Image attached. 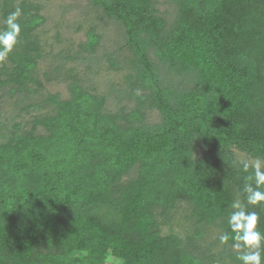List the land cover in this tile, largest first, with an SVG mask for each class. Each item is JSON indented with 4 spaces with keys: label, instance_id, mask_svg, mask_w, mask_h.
<instances>
[{
    "label": "trees",
    "instance_id": "trees-1",
    "mask_svg": "<svg viewBox=\"0 0 264 264\" xmlns=\"http://www.w3.org/2000/svg\"><path fill=\"white\" fill-rule=\"evenodd\" d=\"M86 1L119 26L133 58L128 83L147 93L136 95L134 109L108 114L107 97L67 71L69 99L50 97L55 115L36 120L47 133L6 138L0 264H105L109 255L123 264H240L231 239H218L217 250L200 242L215 223L231 235L237 200L258 213L264 233V204H247L243 193L252 169L244 172L234 152L264 159V0H176L169 27L154 0ZM18 8L21 42L6 59L11 81L30 92L41 19L33 7ZM98 41L90 31L82 47L92 51ZM150 110L157 124L148 123ZM132 172L136 178L123 181ZM179 202L188 203L193 232L161 236L158 221Z\"/></svg>",
    "mask_w": 264,
    "mask_h": 264
},
{
    "label": "rangeland",
    "instance_id": "rangeland-1",
    "mask_svg": "<svg viewBox=\"0 0 264 264\" xmlns=\"http://www.w3.org/2000/svg\"><path fill=\"white\" fill-rule=\"evenodd\" d=\"M154 1L166 26L175 24L178 20L177 1ZM19 3H23L25 9L29 7L31 10L33 7L30 12L41 19L36 30L41 53L34 68L28 73L32 81L25 88H29L30 92L19 90L18 85L11 81L10 75L14 71L7 59L0 63V79L6 82L0 88V145L12 133L21 135L32 132L38 137L47 133L36 120L55 115V105L47 100L50 97H56L58 101L69 99L67 87L70 80L64 75L67 71L73 79H79L88 92L107 97L103 106L108 114L121 109L125 112L134 109L137 105L136 95L147 93L131 89L128 83V76L133 74L131 70L133 58L122 46L119 26L104 19L87 4L86 0H0V30H4L6 26L2 11L8 15L7 10L13 6L16 10ZM90 31L99 37L98 44L92 51H88L85 46L82 47L87 42ZM109 53H114L117 57L118 66L113 65ZM154 61L157 62L158 59L154 58ZM133 77L134 75L130 82L134 81ZM124 88H129L128 92L120 95L119 92ZM146 118L151 124L159 122L155 110L146 112ZM234 152L244 163L251 164L255 161L238 150ZM135 178L136 173L132 172L124 177L123 181ZM187 211L188 203L175 204L169 211V217L158 221L161 236L174 234L181 239L189 236L193 230L187 218ZM159 218L157 217L158 220ZM203 231L201 245L217 250L216 243L222 231L218 223L206 226ZM111 258L113 257L109 255L105 264H109Z\"/></svg>",
    "mask_w": 264,
    "mask_h": 264
},
{
    "label": "clouds",
    "instance_id": "clouds-1",
    "mask_svg": "<svg viewBox=\"0 0 264 264\" xmlns=\"http://www.w3.org/2000/svg\"><path fill=\"white\" fill-rule=\"evenodd\" d=\"M23 10L17 8L8 13L4 19L6 28L0 30V63L13 52L21 42ZM234 166L239 167V162L234 161ZM252 169V174L245 177L243 193L247 204L259 206L264 204V159L256 158L251 164L244 163L243 171ZM233 211L228 216L231 235L225 232L219 236L221 245H228L239 252L237 260L240 264H264V233L258 230L259 215L255 211H247L240 201H233ZM109 264H123L121 258H111Z\"/></svg>",
    "mask_w": 264,
    "mask_h": 264
}]
</instances>
